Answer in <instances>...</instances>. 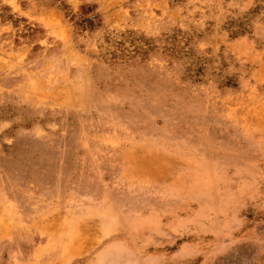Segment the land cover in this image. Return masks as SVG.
<instances>
[{
    "label": "rangeland",
    "instance_id": "374dc122",
    "mask_svg": "<svg viewBox=\"0 0 264 264\" xmlns=\"http://www.w3.org/2000/svg\"><path fill=\"white\" fill-rule=\"evenodd\" d=\"M0 221V264H264V0H0Z\"/></svg>",
    "mask_w": 264,
    "mask_h": 264
},
{
    "label": "bare ground",
    "instance_id": "6f19581e",
    "mask_svg": "<svg viewBox=\"0 0 264 264\" xmlns=\"http://www.w3.org/2000/svg\"><path fill=\"white\" fill-rule=\"evenodd\" d=\"M7 226L4 224L3 221H0V234H8L9 233V230H7ZM2 232V233H1Z\"/></svg>",
    "mask_w": 264,
    "mask_h": 264
}]
</instances>
